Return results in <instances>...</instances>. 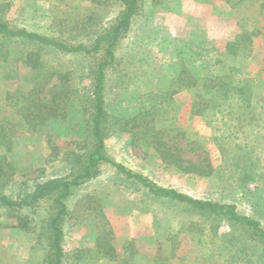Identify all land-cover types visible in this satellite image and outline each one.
<instances>
[{"label":"rangeland","instance_id":"1","mask_svg":"<svg viewBox=\"0 0 264 264\" xmlns=\"http://www.w3.org/2000/svg\"><path fill=\"white\" fill-rule=\"evenodd\" d=\"M116 13V8L96 0H13L6 21L12 29L43 33L59 19L91 15L105 23ZM257 20L254 7L230 10L220 0H143L116 50L121 60L118 72L112 73L107 82L109 114L127 117L141 105L145 94L169 87L175 78L174 56L196 76L233 73L235 81L250 80L251 115L248 119L237 113L230 115L229 129L224 130L228 140L224 141L218 138L221 132L190 114L192 104L207 98V94L189 88L174 96V119L157 125L169 129L176 126L182 133L174 140L181 157L212 170L205 177L164 166L153 152L132 145L128 133L109 135L104 151L108 159L158 187L195 200L232 205L264 229V35L254 38L248 58H232L227 53L239 32L238 24L250 29ZM43 58L63 72L78 73L84 65L83 60L63 54L47 53ZM18 70L20 75L28 72L24 66H18ZM1 71L0 90L14 91L16 83L3 81ZM2 105L0 100V115L11 111ZM80 127L76 122H53L41 128V133L18 132L6 156L15 173L0 182V196L17 200L39 184L66 176L70 168L68 152L83 142ZM4 153L0 147V154ZM244 174L246 183L240 187ZM67 206L61 225L63 264H83L75 256L94 248L102 226L99 213L112 232L111 245L119 254L125 242H133L135 254L129 258L130 264H256L246 263L251 255L249 251L244 257L249 244L237 241V247H229L223 242L244 236L234 232L227 221L205 219L181 206L153 199L109 166H101L97 178L75 191ZM52 211L47 200L34 209L0 208V264H43L46 240L38 238L37 231ZM19 216L36 224V231L15 228ZM167 238H174L171 242L178 247L176 256L155 263L160 245L162 256L171 247ZM194 238H200L197 246L193 245ZM127 258L123 257L121 264H128Z\"/></svg>","mask_w":264,"mask_h":264},{"label":"trees","instance_id":"2","mask_svg":"<svg viewBox=\"0 0 264 264\" xmlns=\"http://www.w3.org/2000/svg\"><path fill=\"white\" fill-rule=\"evenodd\" d=\"M11 1L0 0L1 78L16 83L12 92L0 90L2 106L11 109L9 113L0 115V147L5 150L4 154H0V182L9 180L15 173L6 156L18 132L41 133L40 129L49 123L76 122L81 126L84 137L78 149L68 152L70 168L66 176L39 184L17 200L0 196V208L7 210L34 209L42 201L51 202L53 211L39 224L37 231V237L46 240L43 264H63L61 225L68 213V201L80 187L97 178L101 166H109L116 175L138 186L153 199L181 206L186 212L192 211L205 219L227 221L234 232L244 236L241 239L226 238L223 242L229 247H237V241L246 242L244 244L249 246H246L244 257L251 252L246 263H263L264 229L257 220L240 215L232 205L195 200L174 190L158 187L149 179L114 163L104 151L109 135L124 132L130 135L132 145L144 152H153L164 166L182 174L209 176L212 170H207L202 163L195 164L181 157L174 140L182 133L176 126L169 129L157 124L174 119V96L185 89L196 88L208 97L194 102L190 114L221 132L218 138L228 140L224 130L229 129V116L237 113L250 118L252 82L235 81L233 73L196 76L186 68L184 61L173 56L175 78L169 87L145 94V105L142 106L141 102L133 114L111 116L106 105L107 82L112 73L118 72L116 68L121 56L117 55V47L129 32L143 0H96L117 9L113 20L102 23L91 15L77 20L59 19L49 24L43 33L10 28L6 18ZM220 1L230 10L254 7L257 11L259 20L255 26L248 29L238 24L239 32L227 47L229 57L248 58L252 54L254 38L264 35V0ZM47 53L72 56L83 60L84 65L78 73L77 70L63 72L48 64L43 58ZM18 66H24L28 72L20 75ZM246 179L247 174L240 178V187ZM98 217L102 226L94 240V248L77 253L75 260L83 264H121V259L128 257L126 262L130 264L129 258L135 254L133 242H125L119 254L111 245L112 232L102 213ZM31 223L28 217L19 216L15 228L36 231V224ZM172 240L174 238H167L166 241ZM199 242L200 238H194L193 245L197 246ZM161 246L155 263L176 256L178 247L175 243L171 242V247L163 256ZM238 247L241 249V246Z\"/></svg>","mask_w":264,"mask_h":264}]
</instances>
